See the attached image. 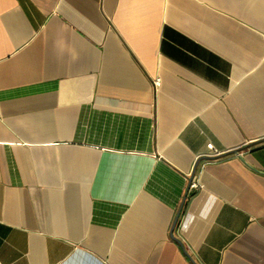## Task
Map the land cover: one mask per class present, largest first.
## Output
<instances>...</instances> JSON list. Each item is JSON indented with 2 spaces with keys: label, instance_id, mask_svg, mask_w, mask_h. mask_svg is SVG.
Returning a JSON list of instances; mask_svg holds the SVG:
<instances>
[{
  "label": "crops",
  "instance_id": "0c3cea01",
  "mask_svg": "<svg viewBox=\"0 0 264 264\" xmlns=\"http://www.w3.org/2000/svg\"><path fill=\"white\" fill-rule=\"evenodd\" d=\"M195 263L264 264V0H0V264Z\"/></svg>",
  "mask_w": 264,
  "mask_h": 264
},
{
  "label": "built area",
  "instance_id": "2783aa9c",
  "mask_svg": "<svg viewBox=\"0 0 264 264\" xmlns=\"http://www.w3.org/2000/svg\"><path fill=\"white\" fill-rule=\"evenodd\" d=\"M156 82H157V80H156ZM207 147L211 150L209 153L210 155H217L220 153V151L217 148H215L211 142L207 143ZM200 186L201 185L197 180H191L189 182L187 190L191 191V190L199 188Z\"/></svg>",
  "mask_w": 264,
  "mask_h": 264
},
{
  "label": "water",
  "instance_id": "95a60500",
  "mask_svg": "<svg viewBox=\"0 0 264 264\" xmlns=\"http://www.w3.org/2000/svg\"><path fill=\"white\" fill-rule=\"evenodd\" d=\"M178 214H179V212H178ZM196 264V263H195Z\"/></svg>",
  "mask_w": 264,
  "mask_h": 264
}]
</instances>
